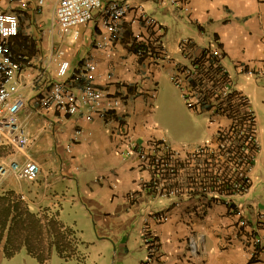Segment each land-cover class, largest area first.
I'll use <instances>...</instances> for the list:
<instances>
[{"label":"crops","instance_id":"crops-1","mask_svg":"<svg viewBox=\"0 0 264 264\" xmlns=\"http://www.w3.org/2000/svg\"><path fill=\"white\" fill-rule=\"evenodd\" d=\"M24 1L25 9L2 1L0 9L15 10L18 15V33L9 45L21 63L16 94L23 104L17 119L25 129L27 143L19 152L5 144L0 147V158L34 160L39 173L25 184L10 175L1 178L0 196L14 198L43 226L56 220L70 228L77 245L70 258H61L51 248L47 259L40 262L24 245L8 256L3 250L8 219L0 232V262L22 248L40 263L48 262L53 253L64 261L78 259L81 240L72 226L61 221L57 210L61 200L67 199L79 202L89 213L99 238L110 240L115 249L125 253H138V264L146 257L143 226L155 239L159 254L150 264H264V250L250 258L242 242L243 233L264 237V0H185L186 9L182 3L169 5L162 0H121L129 5V14L135 9L143 11L160 27L162 58L135 53V40L143 42L149 30L141 21L130 23L128 15L121 21L118 38L105 49L112 54L108 58L94 46L99 29L96 13L79 26L76 39L70 33L59 39L52 11L56 0H46L41 8L34 0ZM183 40L188 42L183 44ZM203 47L220 53V63L233 81L232 92L246 95L255 115L260 148L249 173V190L222 197L237 207L238 214L223 203L212 204L195 194L174 198L140 191L138 185L148 173L140 168L135 154L120 153L125 145L119 128L137 143L165 138L174 148H191L203 141L216 142L218 126H225L227 120L218 116L210 122L206 112L203 123H194L198 113L186 107L182 98V91L190 86L180 88L170 79L176 66L189 64L182 48L193 55ZM87 55L97 61L99 73H111L105 85L108 96L121 99L109 115V124L96 117L83 120L59 113L37 101L54 79L58 58L76 61ZM242 65L250 74L240 71ZM66 80L70 81L69 73ZM159 104L182 106L186 117L180 120L169 111L168 119H159L153 114ZM173 131L184 140L173 139ZM69 144L74 150L67 152ZM10 180L12 187L8 186ZM56 185L62 188L47 192ZM130 192L136 197L129 198ZM30 195L37 198L32 202L35 211L29 205ZM155 212L164 213L166 219L155 222L151 218ZM241 218L243 226L238 223Z\"/></svg>","mask_w":264,"mask_h":264},{"label":"built area","instance_id":"built-area-1","mask_svg":"<svg viewBox=\"0 0 264 264\" xmlns=\"http://www.w3.org/2000/svg\"><path fill=\"white\" fill-rule=\"evenodd\" d=\"M0 1L20 9L27 6L24 0ZM162 1L169 5L185 4V0ZM33 3L41 8L46 0H34ZM129 9V5L121 0H56L52 11L57 37L60 39L70 33L72 39H76L79 26L92 20L96 13L99 29L94 46L110 58V50L105 49L118 38L121 21L128 15L130 23L141 21L149 30L143 42L135 40V53L141 56L148 52L162 58L163 47L158 41L160 27L143 11L135 9L129 14ZM18 27L17 12L0 9V147L7 144L19 152L24 151L27 143L25 129L17 119L23 104V99L16 94L21 63L9 45V40L17 35ZM185 42L188 41L183 40V44ZM182 53L188 56L189 64L176 66L170 79L180 88L190 86V90L182 91L186 107L196 113L208 112L210 122L218 116L227 120L225 126H218L216 142L203 141L191 148L184 145L174 148L165 138L137 143L119 128L125 145L120 153L123 156L135 154L140 168L148 173V178L138 185L140 191L174 198L195 194L212 204L223 203L232 213L238 214L237 207L222 197L245 194L249 190V173L260 148L254 112L246 95L232 92L233 81L220 63L219 52L203 47L193 55L186 48H182ZM98 68L97 61L89 55L76 61L58 58L54 79L49 88L39 93L37 101L59 113L83 120L96 117L111 123L109 115L121 99L108 96L105 85L109 83L111 73L108 70L99 73ZM240 71L251 72L243 65ZM68 73L70 81L66 80ZM65 149L70 152L74 145L69 144ZM38 173L39 166L34 160L20 162L14 158H0V179L10 175L30 182ZM128 196L136 197L135 192ZM151 218L162 222L166 215L155 212ZM238 223L243 226L245 221L241 218ZM141 241L146 253L142 264L156 262L159 257L156 241L145 232V226ZM242 242L250 258L264 250V237L259 234L243 233Z\"/></svg>","mask_w":264,"mask_h":264},{"label":"rangeland","instance_id":"rangeland-1","mask_svg":"<svg viewBox=\"0 0 264 264\" xmlns=\"http://www.w3.org/2000/svg\"><path fill=\"white\" fill-rule=\"evenodd\" d=\"M181 107L176 105L169 107V105L162 106L159 104V106L154 108L153 114L159 119L166 120L168 119L166 114L169 111H174L175 116L181 120L186 117V113ZM194 115L196 117V121H194V123L197 124L203 123V121L207 118V113L205 111L198 112V114ZM189 120L193 122V118L191 116H189ZM171 137L176 140H184L177 132L174 131L171 132ZM10 181L11 182L8 183V186H14V182H12V180ZM22 182L24 184L26 183L25 180H22ZM60 188H62L61 185H56L51 191L48 188L47 192H53L54 190L58 191ZM29 198L30 208L35 211L36 208L32 202L36 197L30 195ZM57 210L61 221L66 225L72 226L81 240L78 243L77 248L78 259L76 258L74 260L64 261L59 259L58 256L53 253L48 262L40 263L35 258L27 255L25 249L22 248L12 257L4 258L0 264H138V253L132 251L125 253L120 251L118 248L115 249L110 240L102 239L97 236L89 213L82 206H80L79 202L62 199L60 206L57 207Z\"/></svg>","mask_w":264,"mask_h":264},{"label":"trees","instance_id":"trees-1","mask_svg":"<svg viewBox=\"0 0 264 264\" xmlns=\"http://www.w3.org/2000/svg\"><path fill=\"white\" fill-rule=\"evenodd\" d=\"M8 219L10 223L3 245L6 255L13 254L21 245L40 262L47 259L51 248L61 258H70L75 254L77 241L70 228L62 226L56 220H50L43 226L34 214L14 198L0 196V232Z\"/></svg>","mask_w":264,"mask_h":264}]
</instances>
